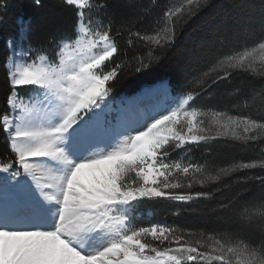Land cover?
Segmentation results:
<instances>
[{
	"label": "snow or ice",
	"instance_id": "6c2138e0",
	"mask_svg": "<svg viewBox=\"0 0 264 264\" xmlns=\"http://www.w3.org/2000/svg\"><path fill=\"white\" fill-rule=\"evenodd\" d=\"M205 3L184 0L169 7L157 21L160 29L143 34L135 29V20L122 21L113 30L107 13L115 0H60L75 20L70 34L50 41V50L31 47L32 21L17 18L18 32L8 41L10 54L3 65L0 134L8 159L0 162V264H264V235L257 247L242 233L206 236L164 223H133L132 211L143 199L207 200L212 192L194 190L195 185L238 172L245 173L248 187L259 185V200L264 201V174L245 171L264 169V159L219 167L215 174L183 159L190 146L220 138L242 140L249 147L260 139L257 130H264V123L206 111L199 100L228 80L230 70L255 71L257 53L264 65V27L251 34L254 46L215 57L207 70L200 65L216 45L215 37L179 53L176 72H196L182 87L161 79L133 94L113 95L123 78L158 68L183 24ZM34 5L42 7V0ZM11 7V0H0V23ZM237 7H258L264 22V0L258 5L241 0ZM93 11L98 22L88 15ZM122 33L134 51L137 40L144 42L147 56L114 60ZM25 44L29 47L23 54L34 57L30 63L17 60L18 48ZM156 49L160 51L153 55ZM259 74L264 75V67ZM259 97L264 103V89ZM252 206L238 196L220 204L226 213L246 219L249 228Z\"/></svg>",
	"mask_w": 264,
	"mask_h": 264
},
{
	"label": "trees",
	"instance_id": "16d2710c",
	"mask_svg": "<svg viewBox=\"0 0 264 264\" xmlns=\"http://www.w3.org/2000/svg\"><path fill=\"white\" fill-rule=\"evenodd\" d=\"M183 2L184 0H115V7L108 10L107 16L114 21V31L120 27L122 21L135 20V29L143 34H154L162 26L157 21L162 17L163 12ZM252 2L258 5L260 0H252ZM11 4L6 21L0 23V111L4 109L5 70L3 65L10 54L8 41L18 32L17 18L23 16L32 21L31 47H44L49 50L53 47L50 41L70 34L75 20L74 15L65 13L60 0H42V7H36L34 0H11ZM239 4L241 0H207L198 14L183 24L174 47L168 50L167 58L163 60V63L152 72L123 78L113 95H130L142 85L152 84L161 79L170 81L173 87L178 85L182 87L193 79L196 72L188 70L178 74L174 63L178 54L185 50L199 48L201 44H207L213 37L216 38V45L209 48L208 54L200 65L204 70L211 67L209 62L217 56L222 59V54H235L236 51H243L245 45L254 46L251 34H258L264 27L261 12L258 7L255 9L237 7ZM88 15L93 16L94 21H99L95 11ZM117 39L121 51L113 58L114 60H131L135 54L147 56L148 47L144 45V42L137 40L134 51L127 43L126 33H122ZM28 47V44L23 46L24 49ZM159 51L156 49L152 54L156 55ZM32 59L34 57L27 55L26 61L30 63ZM259 68L257 67L255 71L230 70L231 77L213 85L208 90L209 94L199 100V104L204 106L206 111H220L229 116L249 117L264 123V103L259 97L261 89H264V75L259 74L262 69ZM23 95L27 98L28 93ZM253 96L256 97L255 102L252 100ZM257 134L260 139L255 142L254 147H249L242 140L220 138L198 146H190L192 150L184 153L183 158L188 157V160L204 164L213 171V174L219 167H231L235 163L251 161L259 163L261 159H264V152L261 151L264 148V130H257ZM178 155L177 153L174 156ZM7 159L5 140L3 134H0V162ZM245 171H251L257 175L264 174V169L259 167ZM244 174V172H238L212 184L195 185L194 190L212 192V196L207 200L184 204L165 199H143L136 203L133 210L134 213L140 212L142 215L137 218L133 214V223L137 226L164 223L182 230L204 232L206 236L215 235L219 231L242 233L257 241L258 247V241L261 235H264V217L259 215L264 212V207H261L264 201L259 200V185L257 184L255 189L248 187L243 180ZM236 196L253 202L254 206L250 208V211L254 215L250 228L246 219H238L234 214L226 213L220 207L222 202H227ZM238 211L242 213L244 208L241 207Z\"/></svg>",
	"mask_w": 264,
	"mask_h": 264
},
{
	"label": "rangeland",
	"instance_id": "374dc122",
	"mask_svg": "<svg viewBox=\"0 0 264 264\" xmlns=\"http://www.w3.org/2000/svg\"><path fill=\"white\" fill-rule=\"evenodd\" d=\"M24 48L23 49H18V51H17V60L19 61V62H23V61H25L26 59H27V55H25V54H23L24 53ZM257 55V60H256V62H255V64L253 65V67L256 69L257 67H260V68H262V67H264V65H262L261 64V62H260V60H259V53H257L256 54ZM28 62V61H27ZM259 68V69H260ZM239 69V68H238ZM247 70H251L252 71V69H247ZM25 98V97H24ZM25 99H27V98H25ZM238 132H242V129H238L237 130ZM92 154H95V153H92ZM175 154H177V153H173V156L175 155ZM185 156H187V155H185ZM184 160H188V157H184L183 158ZM136 207V206H135ZM135 209V208H134ZM133 214H135V217H141V213L140 212H135L134 213V211H132V217H133Z\"/></svg>",
	"mask_w": 264,
	"mask_h": 264
}]
</instances>
